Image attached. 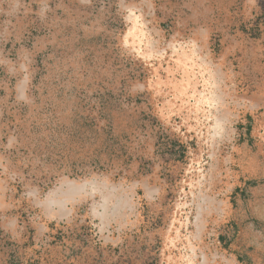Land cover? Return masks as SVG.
Here are the masks:
<instances>
[{"label":"rangeland","instance_id":"1","mask_svg":"<svg viewBox=\"0 0 264 264\" xmlns=\"http://www.w3.org/2000/svg\"><path fill=\"white\" fill-rule=\"evenodd\" d=\"M0 264H264V0H0Z\"/></svg>","mask_w":264,"mask_h":264}]
</instances>
